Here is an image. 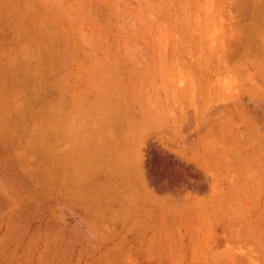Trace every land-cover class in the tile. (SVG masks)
I'll use <instances>...</instances> for the list:
<instances>
[{
    "label": "rangeland",
    "instance_id": "1",
    "mask_svg": "<svg viewBox=\"0 0 264 264\" xmlns=\"http://www.w3.org/2000/svg\"><path fill=\"white\" fill-rule=\"evenodd\" d=\"M260 149L264 0H0V264H264Z\"/></svg>",
    "mask_w": 264,
    "mask_h": 264
},
{
    "label": "crops",
    "instance_id": "2",
    "mask_svg": "<svg viewBox=\"0 0 264 264\" xmlns=\"http://www.w3.org/2000/svg\"><path fill=\"white\" fill-rule=\"evenodd\" d=\"M237 150H231L230 152H235ZM242 152V151H240ZM244 153H248L250 156H255V155H258V156H263L264 157V149H260V150H245L243 151ZM226 156V155H224ZM256 163L258 165L261 166V170L258 171V175H257V182L259 183H263V187H264V160L261 161V162H257ZM226 163H222L221 167H222V170H219L216 169L215 170V176L212 177L211 181H210V185H211V188L216 184H221L223 187H225L226 189H230V191L227 193L228 195H224L222 194V197L221 198H217L216 197V204H237L238 201H236L238 199V196L234 193V191H236L237 189L241 187H243L242 185L239 184V177L238 176H235L231 179V176L230 174L228 173L229 171L226 170V166H225ZM225 166V167H224ZM224 167V169H223ZM260 169V168H259ZM238 173V172H236ZM261 186V185H260ZM246 187V186H244ZM154 188V187H153ZM156 188V186H155ZM156 191V190H155ZM158 189L156 191V200H157V203L160 204L161 203H164L163 201H165L164 199H169L170 197V194L169 193H165V194H159L158 193ZM161 195V196H160ZM152 197H153V194H152ZM161 197V199H160ZM168 201V200H166ZM251 203H259V204H264V199H262L261 201H252ZM262 215H264V211L262 212ZM159 219H163V218H158V221L159 222Z\"/></svg>",
    "mask_w": 264,
    "mask_h": 264
},
{
    "label": "bare ground",
    "instance_id": "3",
    "mask_svg": "<svg viewBox=\"0 0 264 264\" xmlns=\"http://www.w3.org/2000/svg\"><path fill=\"white\" fill-rule=\"evenodd\" d=\"M29 8H30V7H29ZM34 12H35V11H34ZM35 13H36V12H35ZM35 13H34V14H35ZM32 15H33V14H32ZM27 16H28V15H27ZM28 17H29V16H28ZM25 18H26V17H25ZM38 28H39V27H38ZM37 31H38V30H37ZM53 32H54V31H53ZM20 33H21V32H20ZM49 33H50V32H49ZM20 36H21V35H20ZM27 38H29V37H27ZM53 39H54V38H53ZM21 43H22V42H21ZM27 47H28V46H27ZM55 50H56V49H55ZM57 53H58V52H57ZM19 54H20V53H19ZM33 54H34V53H33ZM35 54H36V53H35ZM51 54H52V53H51ZM31 55H32V54H30V56H31ZM46 56H47V55H46ZM33 57H34V56H33ZM56 60H57V59H56ZM14 62H15V61H14ZM17 62H18V61H17ZM11 65H12V64H11ZM38 66H39V65H38ZM10 67H11V66H10ZM42 69H43V68H42ZM26 70H27V69H26ZM32 70H33V69H32ZM16 71H17V70H16ZM32 72H33V71H32ZM27 73H30V72H27ZM24 74H25V73H24ZM43 74H45V73H43ZM42 76H43V75H42ZM24 77H25V76H24ZM28 77H29V76H28ZM37 80H38V79H37ZM28 81H29V80H28ZM45 81H46V80H45ZM51 85H52V84H51ZM53 88H54V87H53ZM35 89H37V88L35 87ZM27 91H28V90H27ZM31 91H32V92H31ZM58 92H59V91H58ZM32 93H34L33 90H30L29 94H31V96H32ZM44 93L46 94V92H44ZM29 94H25V95L28 96ZM34 94H35V93H34ZM29 96H30V95H29ZM39 96H40V95H39ZM46 96H48V95H46ZM22 98H23V97H22ZM27 98H28V97H27ZM32 98H33V97H32ZM24 99H25V98H24ZM37 99H38V98H37ZM75 99H76V98H75ZM75 99H74V100H75ZM77 99H78V98H77ZM77 99H76V100H77ZM25 100L27 101V99H25ZM34 100H35V99H34ZM52 100H53V99H52ZM68 102H69V101H68ZM75 102H76V101H75ZM27 103H28V102H27ZM29 103H30V102H29ZM32 103H34V102L32 101ZM40 103H41V102H40ZM61 103H62V102H61ZM76 103H77V102H76ZM23 105H24V104H23ZM27 105H28V104H27ZM37 105H38V104H36V106H37ZM33 106H34V105H33ZM72 106H73V105H72ZM26 107H27V106H26ZM39 107H40V106H39ZM24 108H25V107H24ZM24 108H23V109H24ZM44 108H45V107H44ZM69 108H71V107H69ZM69 108H68V109H69ZM73 108H74V107H73ZM28 109H29V108H28ZM15 110H16V109H15ZM25 110H27V109L25 108ZM25 110H24V111H25ZM30 110H31V109H30ZM34 110H35V109H34ZM66 110H67V109H66ZM66 110H65V113L67 112ZM17 111H18V110H17ZM24 111H23L22 113H24ZM42 111H43V110H42ZM74 111H75V110H74ZM60 112H62V111H60ZM22 113H21V116L23 117V114H22ZM53 113H54V112H53ZM17 114H19V113H17ZM26 114H27V113H26ZM62 114L64 115V113H62ZM62 114H61V115H62ZM19 115H20V114H19ZM19 115L17 116V117L19 118L18 120H21L20 117H19ZM24 115H25V114H24ZM28 115H29V114H28ZM32 115H33V114H32ZM40 115H41V114H40ZM66 115H67V114H66ZM30 116H31V115H30ZM43 116H44V115H43ZM48 116H49V115H48ZM24 117H25V116H24ZM46 117H47V116H46ZM25 118H26V117H25ZM14 119H15L14 121L17 120L16 118H14ZM44 119H45V118H44ZM63 119H64V118H63ZM18 120H17V121H18ZM23 120H24V119H23ZM12 121H13V120H12ZM14 121H13V122H14ZM42 121H43V120H42ZM13 122H12V124L15 123V122H14V123H13ZM43 122H44V121H43ZM27 130H28V129H27ZM41 130H42V129H41ZM43 130H44V129H43ZM50 130H51V129H50ZM50 130H49V131H50ZM22 131H23V130H22ZM45 131H46V130H45ZM47 131H48V130H47ZM44 133H45V132H44ZM42 134H43V132H42ZM14 137H15V136H14ZM42 137H43V136H42ZM35 141H36V140H35ZM14 144H15V143H14ZM46 146H47V145H46ZM49 146H50V144H49ZM44 147H45V145H44ZM44 147H42V148L44 149ZM52 148H53V147H52ZM36 150H37V149H36ZM53 150H56V148H54ZM31 153H32V151H31ZM38 153H39V152H38ZM43 154H44V153H43ZM20 158H21V157H20ZM52 161H53V160H52ZM38 174H39V173H38ZM38 177H39V175H38ZM40 177H41V175H40ZM40 177H39V178H40ZM42 177H43V176H42ZM42 177H41L40 179H42ZM41 181H42V180H41ZM42 187H43V186H42ZM75 203H76V202H75ZM73 206H75V204H73ZM71 207H72V205H71ZM85 212H86V210H85L83 213H85ZM86 214H87V213H85V215H86ZM87 215H88V214H87Z\"/></svg>",
    "mask_w": 264,
    "mask_h": 264
}]
</instances>
